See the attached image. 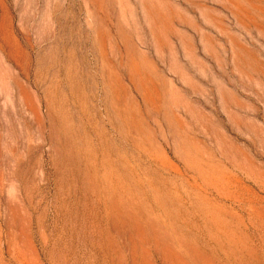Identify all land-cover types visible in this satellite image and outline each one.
<instances>
[{"label":"rangeland","instance_id":"374dc122","mask_svg":"<svg viewBox=\"0 0 264 264\" xmlns=\"http://www.w3.org/2000/svg\"><path fill=\"white\" fill-rule=\"evenodd\" d=\"M0 264H264V0H0Z\"/></svg>","mask_w":264,"mask_h":264}]
</instances>
